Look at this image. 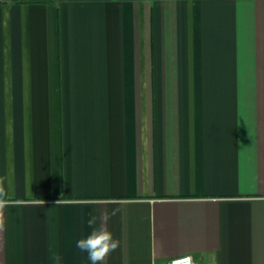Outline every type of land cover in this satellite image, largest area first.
<instances>
[{
    "label": "crops",
    "instance_id": "1",
    "mask_svg": "<svg viewBox=\"0 0 264 264\" xmlns=\"http://www.w3.org/2000/svg\"><path fill=\"white\" fill-rule=\"evenodd\" d=\"M0 202V264H264V0H0Z\"/></svg>",
    "mask_w": 264,
    "mask_h": 264
},
{
    "label": "clouds",
    "instance_id": "2",
    "mask_svg": "<svg viewBox=\"0 0 264 264\" xmlns=\"http://www.w3.org/2000/svg\"><path fill=\"white\" fill-rule=\"evenodd\" d=\"M60 200L57 201V204ZM40 204H44V200L38 201ZM2 206V202H0ZM116 215V210L113 209L111 212L105 211L103 215V220L106 222L111 219L112 216ZM97 223V218L95 216L90 217L87 220L89 227H92ZM120 246L119 239L114 238L113 233L108 230L106 226L99 228H93L91 233L86 238H81L76 242V247L81 252H86L88 254V259L91 264H103L105 259ZM51 259L54 264H61V257L57 253H53ZM180 262H186V264H191V258L188 256H183L173 261V264H180Z\"/></svg>",
    "mask_w": 264,
    "mask_h": 264
},
{
    "label": "built area",
    "instance_id": "3",
    "mask_svg": "<svg viewBox=\"0 0 264 264\" xmlns=\"http://www.w3.org/2000/svg\"><path fill=\"white\" fill-rule=\"evenodd\" d=\"M188 257L191 258V264H198V262H196V261L194 260L193 257H191V256H188ZM178 258H180V257H178ZM178 258H176V259H174V260H177ZM174 260H173V261H174ZM173 261L171 262V264H173Z\"/></svg>",
    "mask_w": 264,
    "mask_h": 264
},
{
    "label": "snow or ice",
    "instance_id": "4",
    "mask_svg": "<svg viewBox=\"0 0 264 264\" xmlns=\"http://www.w3.org/2000/svg\"><path fill=\"white\" fill-rule=\"evenodd\" d=\"M180 264H186V262H180Z\"/></svg>",
    "mask_w": 264,
    "mask_h": 264
}]
</instances>
